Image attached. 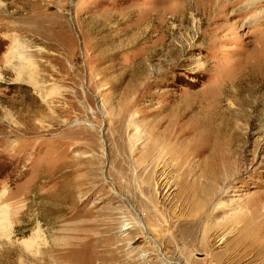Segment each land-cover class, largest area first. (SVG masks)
I'll return each instance as SVG.
<instances>
[{"label":"rangeland","instance_id":"rangeland-1","mask_svg":"<svg viewBox=\"0 0 264 264\" xmlns=\"http://www.w3.org/2000/svg\"><path fill=\"white\" fill-rule=\"evenodd\" d=\"M1 209L0 264H264V0H0Z\"/></svg>","mask_w":264,"mask_h":264},{"label":"bare ground","instance_id":"bare-ground-1","mask_svg":"<svg viewBox=\"0 0 264 264\" xmlns=\"http://www.w3.org/2000/svg\"><path fill=\"white\" fill-rule=\"evenodd\" d=\"M222 204V203H221ZM225 204H226V202H225ZM225 208V205H224V203L221 205V209H224ZM1 212L0 213H3V210L1 209L0 210ZM2 222H0V224H1Z\"/></svg>","mask_w":264,"mask_h":264}]
</instances>
